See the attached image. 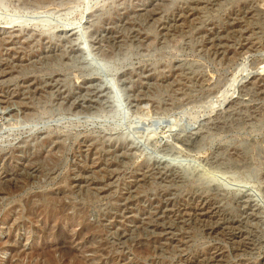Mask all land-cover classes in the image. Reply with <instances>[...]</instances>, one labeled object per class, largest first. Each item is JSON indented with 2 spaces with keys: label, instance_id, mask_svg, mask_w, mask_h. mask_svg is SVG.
I'll list each match as a JSON object with an SVG mask.
<instances>
[{
  "label": "rangeland",
  "instance_id": "1",
  "mask_svg": "<svg viewBox=\"0 0 264 264\" xmlns=\"http://www.w3.org/2000/svg\"><path fill=\"white\" fill-rule=\"evenodd\" d=\"M0 264H264V0H0Z\"/></svg>",
  "mask_w": 264,
  "mask_h": 264
},
{
  "label": "bare ground",
  "instance_id": "2",
  "mask_svg": "<svg viewBox=\"0 0 264 264\" xmlns=\"http://www.w3.org/2000/svg\"><path fill=\"white\" fill-rule=\"evenodd\" d=\"M49 203L55 205V201H53V200H52V201H49ZM60 227H61V226H60ZM40 252H41V251H40ZM75 253H76V252H75ZM49 260H50V259H49ZM49 262H50V261H49Z\"/></svg>",
  "mask_w": 264,
  "mask_h": 264
},
{
  "label": "water",
  "instance_id": "3",
  "mask_svg": "<svg viewBox=\"0 0 264 264\" xmlns=\"http://www.w3.org/2000/svg\"><path fill=\"white\" fill-rule=\"evenodd\" d=\"M76 41H77V42H79V40H78V39H77Z\"/></svg>",
  "mask_w": 264,
  "mask_h": 264
}]
</instances>
